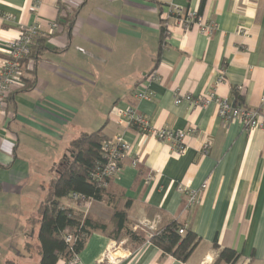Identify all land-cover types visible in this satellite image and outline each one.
<instances>
[{
	"label": "crops",
	"instance_id": "0c3cea01",
	"mask_svg": "<svg viewBox=\"0 0 264 264\" xmlns=\"http://www.w3.org/2000/svg\"><path fill=\"white\" fill-rule=\"evenodd\" d=\"M33 3L0 0V69L5 46L20 27H39L38 52L22 64V76L34 78L35 85L15 89L0 111V196L23 186L31 173L55 177L70 143L102 129L131 149L107 185L130 201L126 227L135 231L150 209L199 238L184 263L152 244L135 248L124 239L117 255L127 256L119 264H228L218 262L225 248L239 254L235 264H264V132L221 120L213 102L205 108L173 102L175 92L193 99L213 93L264 113V0H41L37 9ZM170 3L197 12L217 29L211 36L195 27L181 30L167 20ZM52 21L58 30L50 33ZM165 21L170 35L160 47ZM137 91L150 93L151 100H137ZM129 106L153 128L194 129L184 139V152L119 124L117 111ZM206 142L210 147L203 153ZM203 183L199 203L186 209L181 190ZM63 203L92 216L112 214L104 202L88 208ZM110 243L93 232L77 264H96ZM5 247L0 242L2 264Z\"/></svg>",
	"mask_w": 264,
	"mask_h": 264
},
{
	"label": "trees",
	"instance_id": "16d2710c",
	"mask_svg": "<svg viewBox=\"0 0 264 264\" xmlns=\"http://www.w3.org/2000/svg\"><path fill=\"white\" fill-rule=\"evenodd\" d=\"M164 34L165 30L162 26L160 47L164 44ZM35 42L26 60L34 58L38 52ZM22 80L24 84L22 89H31L35 85L34 78L26 79L22 76ZM235 95V103L238 104L240 98L236 93ZM107 139L110 138L103 134L102 129L80 135L70 143L67 154L54 167L55 177L37 212L39 227L37 242L33 248L40 256L38 264L68 262L72 257L78 256L93 232L102 233L111 242L120 243L127 239L136 246L135 248L143 243H149L160 249L163 254L182 263L186 262L199 243V238L194 233L186 231L183 235L178 234V230L184 229V226L175 221L163 222L161 213L150 209H148L149 219L137 225L135 231L129 230L126 223L130 201L120 194L110 192L108 187H103L100 182L93 180L92 175L97 166L105 163L102 145ZM73 194L79 197L76 202L71 201ZM65 199L78 207L87 200L104 202L112 208V214L106 220L94 218L88 211L64 205ZM152 224H154L153 228H151ZM68 238L71 242L67 241ZM238 259L239 254L225 248L221 250L218 262L235 264ZM4 264L20 263L7 260Z\"/></svg>",
	"mask_w": 264,
	"mask_h": 264
},
{
	"label": "built area",
	"instance_id": "2783aa9c",
	"mask_svg": "<svg viewBox=\"0 0 264 264\" xmlns=\"http://www.w3.org/2000/svg\"><path fill=\"white\" fill-rule=\"evenodd\" d=\"M41 0H34L33 8L37 9V6ZM167 20L171 21L175 26L179 27L183 31H187L195 27L198 32L205 36H211L217 29L215 22H205L197 12L192 10H183L182 8L169 4ZM168 21L162 25L165 34L164 39H167L170 35V25ZM50 33L58 30V23L56 21L49 22L48 24ZM39 37V27L37 24L20 27L19 36L7 42L5 46V59L0 69V111H3L6 107L7 100L15 89H21L23 87L22 80V64L28 58L31 48L35 42V39ZM223 81V77L220 76L216 80V85ZM137 100H151V94L144 91H137L134 94ZM174 104L178 105L182 100L187 101L192 106L205 108L210 103H215L217 106V114L221 120L224 121H238L244 130H260L264 132V113L260 110H251L244 107L233 106L227 103L225 100L215 98L214 94H208L200 96L197 99H193L190 94L180 95L178 92L174 94ZM264 103V99L262 100ZM117 119L119 124H125L128 127L137 128V130L144 134L150 135L161 142L168 143L172 150L176 153H183L185 150L184 139L186 136L195 132L194 129H187L186 131H173L165 128H153L150 126L149 121L136 111L133 107H127L117 111ZM210 147V143L206 142L202 146V152L206 153ZM130 146L123 140L121 136H113L110 139L104 141L102 145L104 165L97 166L93 172L92 178L100 182V185L107 187L108 180H111L119 171L120 165L123 160L130 154ZM137 160L132 161V165L136 166ZM206 183H203L197 190H190L189 188L182 189L181 192L184 197V207L186 209L194 208L200 200L201 193L205 190ZM79 197L75 194L71 196V201L76 202ZM93 201L87 200L81 205L83 208H88ZM151 226L154 227V224ZM137 228V227H136ZM135 228V229H136ZM185 230L180 228L178 234L183 235ZM71 242V239H67ZM115 242H111L103 257L96 264H119L126 255H117V251L120 245ZM78 256L72 257L68 262L62 264H77Z\"/></svg>",
	"mask_w": 264,
	"mask_h": 264
},
{
	"label": "rangeland",
	"instance_id": "374dc122",
	"mask_svg": "<svg viewBox=\"0 0 264 264\" xmlns=\"http://www.w3.org/2000/svg\"><path fill=\"white\" fill-rule=\"evenodd\" d=\"M52 179L54 177L51 174L38 177L31 173V176H27L23 186L10 188L8 193L1 194L0 242L1 245H6L5 249L8 252V256L4 258L6 261L15 260L20 264H38L40 256L33 248L37 242L39 227L37 212L39 202ZM101 213L98 211L93 217L106 220L111 215H100ZM0 264H2L1 258Z\"/></svg>",
	"mask_w": 264,
	"mask_h": 264
}]
</instances>
